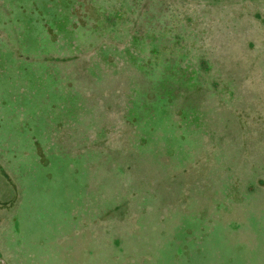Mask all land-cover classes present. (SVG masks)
Returning a JSON list of instances; mask_svg holds the SVG:
<instances>
[{
	"label": "rangeland",
	"instance_id": "1",
	"mask_svg": "<svg viewBox=\"0 0 264 264\" xmlns=\"http://www.w3.org/2000/svg\"><path fill=\"white\" fill-rule=\"evenodd\" d=\"M137 1L174 29L142 38L131 56ZM0 31V264H264V0H0ZM195 39L206 42L201 59L216 58L208 78L222 79L205 139L204 122L181 99L170 104L174 83L185 89L193 69L205 72L200 53L187 60L183 44ZM7 42L53 59L22 62ZM239 47L257 52L239 49L248 59L235 60ZM114 63L121 74L94 83ZM146 63L154 73L141 81ZM113 88L121 99L108 104L127 106L121 142L132 160L120 182L79 155L83 138L63 135L67 149H49L58 121L85 131L91 89ZM155 93L166 99L150 102ZM107 133L100 147H112Z\"/></svg>",
	"mask_w": 264,
	"mask_h": 264
},
{
	"label": "trees",
	"instance_id": "2",
	"mask_svg": "<svg viewBox=\"0 0 264 264\" xmlns=\"http://www.w3.org/2000/svg\"><path fill=\"white\" fill-rule=\"evenodd\" d=\"M136 1V0H135ZM138 3L137 2H133L134 5V9L132 12V15L130 17V22L128 20H126V23H128V27H126V31L128 32V40H127V44L128 46H126L125 51L127 53H130V55L135 56L138 55L136 52V49L131 50V47H133V45L138 42L141 41L142 38L150 35L152 37H156V31H160V33L163 34H168L170 33L174 28H172L171 26L168 25L167 22L163 23L162 25L160 24H154L156 23V19H159V17H157V13L154 11H149L148 9H143V11H141L139 9V7L136 5ZM169 3V2H167ZM138 5L140 6V4L138 3ZM113 11V10H112ZM168 11V10H167ZM166 11V12H167ZM164 12V13H166ZM114 13H119L118 10H116V12L114 11ZM159 14V12H158ZM129 19V18H128ZM150 21V22H149ZM166 34V35H167ZM254 33H252L253 35ZM172 38H170L171 40V44L173 46H181L180 45V35L176 34V37H174V31ZM2 36V37H1ZM5 34L4 32L0 31V39L4 38V41H7L6 37H4ZM204 40L202 39H195V40H187L185 42V44H183V46L185 45V52L186 55L189 54L190 56L187 58V60H191L194 59V56L192 55V52L195 53H200L197 56L198 60V66L200 67V71H205L204 74L202 72H197L195 71V69H193V75H190L191 79H188L187 82V86L185 89H180L177 88V85L174 83V85L171 86V97L172 99L170 100V104H173L174 102H178L179 99H181L180 102H178V105H181V109H183V111L185 112H189L191 118L195 117L196 118V123L195 125L199 126L200 123L205 121H211V124H204L203 123V130H199L198 135L202 137H204L203 139H205L208 134L215 132L216 128H215V121L214 120V115H215V111L218 110V107L222 104L221 102L216 101L218 104H214L212 103L208 96L213 93H215V91L217 90V88L220 86L221 83V78L220 75H215L213 72L209 73V75L211 76L210 79L208 78V72L209 69L207 67H211L210 62L213 60H216L215 57H213V51L208 50L209 53H211V56L208 57H202L201 53L205 51V46H206V42H203ZM254 43L253 40H248L247 44H252ZM7 46L9 47L7 50L11 55H15V56H19L20 60L22 59V62L27 61L28 63L34 64L35 62H39L42 60H52L53 57H48L47 59H45L46 57H43L41 60L40 58H32L29 57L27 55H25L21 50L20 47L7 42L6 43ZM178 47V48H179ZM242 49V51H250L253 50L255 52H257L254 49H250V48H246V47H239L238 49H234V51L237 53V58L238 60H240L241 58L243 59H248V57L241 55H238V50ZM157 51V48H153L152 51H149V54L152 55L154 52ZM259 53V52H258ZM185 54V53H184ZM188 56V55H187ZM144 57V56H143ZM141 57V58H143ZM151 57V56H150ZM149 57V58H150ZM93 60V58L91 57V61ZM115 66L112 67H116L117 70H108V68H105L106 70L101 72L99 74V79L96 77H91L94 78V83L96 84H101L102 78H105V76L107 75L106 79L111 75V73H117L119 72V74H121V70L122 67H119L118 64L114 63ZM146 69H142V77H141V81H143L144 78L148 77L149 74H153V70L155 69V66L146 63ZM176 67L174 66V69ZM182 68V66H181ZM183 69V68H182ZM126 71V70H125ZM178 71H181L180 69H178ZM54 74V73H53ZM92 75V74H91ZM102 77V78H101ZM96 78V79H95ZM171 79H175L174 81L176 82L177 76L176 78L173 76H171ZM75 81H77L75 79ZM184 82V81H181ZM260 83L263 85L264 83L262 81H260ZM149 86L151 87L150 83H148ZM264 86V85H263ZM113 87V86H110ZM117 89H122L123 87L121 85L114 86ZM56 89H59V87L56 86ZM76 90V89H75ZM72 95L74 94V96H77V92L74 90H70ZM118 90H115L114 88L110 91V93L107 95V89H105L104 95H102L101 97L99 96V92H95L92 91L91 89V99L94 100V102L91 100V118H87L86 121V128L85 131L80 132L79 130L76 129V127L72 124V122L70 120H66V122H63L60 120V122L58 121V123L56 124L55 131L53 132V134H50V140L51 143L49 144V149H52L53 147H56L57 150L61 151V149L66 148V141L62 138L63 135H67L70 134L74 137L75 136V142H80L81 138H83V142L84 144H82L81 150L79 152V155H85V154H90L92 155V157H95V161L91 160V166L93 168H107V173H109L110 175H116L115 177H117V181L120 182L122 176L120 177V175L127 173L129 171L132 170H128L129 168H127V166H131V164L129 162L132 163L131 157L125 154V150L123 149L124 146L122 144L121 141H124V137L123 134L125 132V126H126V118L124 116V114H126V107L123 108L122 105V100H120L118 103L119 104H115L114 102H111L108 104V101L112 100H118L121 99L119 93L117 92ZM155 98L152 100H150V102L154 103V102H162L166 99L165 96H161L158 93H155ZM20 96V95H19ZM106 101V102H105ZM114 103V104H113ZM80 107L84 106L83 104H79ZM126 105V104H125ZM206 110H210L209 112H206ZM214 111V112H213ZM121 115V116H120ZM202 117L203 121L200 120V117ZM209 116V117H208ZM3 117V116H2ZM69 119V118H68ZM66 123V124H64ZM67 125V126H65ZM108 132V133H107ZM107 133V136L109 137L110 143L112 145L111 146H99V144L103 141H106V139H102V136ZM202 139V138H201ZM59 140H62L59 142ZM113 141V142H112ZM60 145H58V143ZM119 142V143H118ZM54 143H57L54 145ZM65 144V145H64ZM70 150V149H68ZM69 152V151H68ZM65 155L61 152H57V155ZM66 156V155H65ZM117 156H119L121 159H119V161H117L116 158H118ZM112 158H115L114 160ZM125 161H123L124 159ZM216 161V166L217 167L219 164V162L217 160ZM207 159L206 157L200 156L199 157V161L197 163L202 164L203 166L206 165ZM108 163V164H107ZM107 164V165H106ZM220 167V166H219ZM185 170L182 171L181 174L184 173ZM223 171V170H222ZM232 180V179H231ZM230 180V181H231ZM15 182V181H14ZM134 179L132 178L130 180L129 183H127L125 185V188H131V190H134L132 185H133ZM16 184V182H15ZM17 185V184H16ZM120 188V186H118ZM111 207H113L112 209H118L120 207V204H116V205H112Z\"/></svg>",
	"mask_w": 264,
	"mask_h": 264
}]
</instances>
